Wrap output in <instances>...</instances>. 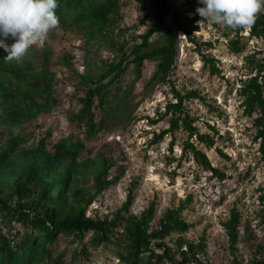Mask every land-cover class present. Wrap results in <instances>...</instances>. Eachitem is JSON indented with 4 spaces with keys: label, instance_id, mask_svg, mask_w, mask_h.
<instances>
[{
    "label": "rangeland",
    "instance_id": "1",
    "mask_svg": "<svg viewBox=\"0 0 264 264\" xmlns=\"http://www.w3.org/2000/svg\"><path fill=\"white\" fill-rule=\"evenodd\" d=\"M145 1L146 7L139 0H122L121 16L111 25L109 37H98L88 42L86 30L79 29L68 19L67 25L59 22V26L48 33L42 47L34 45L21 61L7 62L21 66L25 61H31L37 70L45 68L54 73L51 95L37 97L45 104L44 109L32 120L13 127V131L26 139L22 146L37 143L43 137L47 138L49 149L62 140L81 141L85 148L80 151L78 160L93 158L100 153L112 158L110 178H115V183L95 197L87 209L89 216H94L96 211L104 216L117 210L132 188L135 195L131 206L133 213L142 212L154 202L158 218L169 207H178L181 203L185 205L182 217L191 224L185 236L191 240L206 237V250L202 257L204 264H233L235 256L244 264H254V259L263 257L257 250L258 244L264 242V224L260 216L262 204L258 199L260 189L264 187V151L261 149V138H255L253 117L243 112L238 82L240 78L251 75L247 55L254 53L259 59L264 57V38L243 39L244 50L234 54L229 50L221 30L207 21L201 26L198 21H193L192 17L197 13L195 6L187 0H168L173 10L179 9L187 26L193 28L198 24L201 27L193 34L203 43V53L214 57L221 71L220 74L211 72L210 65L205 64L196 46L179 33L180 52L169 78L182 93L197 90L200 94V97L184 101L185 111L197 118L194 124L199 131L214 135L216 142L209 148L207 144L199 143L196 135L191 141L206 152L214 166L226 173L224 180L210 178L211 173L194 160L191 151H188L189 159L178 160L183 140L188 135L183 126L173 135L169 132L153 142L155 134L170 126L171 113L155 123L147 117L157 116V109L164 111L169 101L176 100L169 83L148 87L156 70L155 60L144 61L139 78L135 74V64L130 62L124 74L106 88L110 102L100 108L95 99V119L105 118L109 128L88 138L86 126L78 125L73 118L82 105L79 98L85 94V86L77 73L89 71L94 76L100 75L105 62L117 60L121 53L118 43L127 41L125 50L129 52L134 43L141 41V38L134 37L143 34L153 20L151 1ZM166 21H172L171 14L166 16ZM162 33L156 32L150 42L159 40ZM243 34L248 38V30ZM208 40L213 43L211 48L204 44ZM13 42L11 38L6 41L9 45ZM47 52L49 60L45 64ZM5 56L7 53L0 48V60H4ZM1 113L0 110V130L8 132ZM210 126H214L218 134ZM172 139L175 144L170 150ZM218 148L229 158L224 157ZM92 183L91 180L81 185ZM233 207L241 213L240 241L235 253L231 252L223 226ZM0 224L5 231L9 229L1 219ZM11 225L12 233L23 230L20 223ZM90 236L91 233H87L83 241L87 243ZM73 239L63 234L59 236L53 245L52 261H56L55 264H69L72 251L82 248V243ZM167 241L176 248L174 238H167ZM108 247L113 245L96 249L89 247L87 264H114ZM63 251L65 255L58 257Z\"/></svg>",
    "mask_w": 264,
    "mask_h": 264
},
{
    "label": "trees",
    "instance_id": "2",
    "mask_svg": "<svg viewBox=\"0 0 264 264\" xmlns=\"http://www.w3.org/2000/svg\"><path fill=\"white\" fill-rule=\"evenodd\" d=\"M150 1L153 20L143 34L134 37L141 38L140 42L134 43L129 52L125 50L127 41L118 43L117 48L121 53L117 60L105 62L100 75L94 76L89 71L77 73L85 86V94L79 98L82 105L73 118L78 125L86 126L88 138L109 128L105 118L95 119V99L100 108L110 102L106 88L124 74L130 62L135 64V74L139 78L144 61L155 60L156 70L148 87L169 83L176 100L169 101L164 111L157 109V116L147 117L155 123L171 113L170 126L155 134L153 142L169 132L173 135L183 126L188 135L183 140L178 160L189 159L188 151H191L194 160L211 173L210 178L224 180L226 173L214 166L206 152L191 141L196 135L198 142L207 144L209 148L216 142L214 135L201 133L194 124L197 118L185 111L184 101L200 97V94L197 90L182 93L169 78L180 52L179 33L196 46L205 64L210 65L211 72L220 74L221 71L215 64L216 59L203 53V43L193 34V31L200 30L198 24L193 28L187 26L179 9L173 10L168 0ZM187 1L196 7L194 10L204 7L200 0ZM139 2L146 7L145 0ZM57 4L59 22L65 26L70 19L71 24L86 30L88 42L98 37H109L111 25L119 20L120 8L123 6L122 0H57ZM168 14L172 15L170 23L166 21ZM192 19L195 22L202 20L198 13ZM213 25L222 31L229 50L234 54L240 53L245 48L243 39L264 38V10L257 14L255 23L247 29L248 38L243 34L246 31L243 28ZM156 32L163 33L159 40L152 43L150 38ZM204 44L210 48L213 46L210 40ZM48 60L47 52L45 64ZM246 60L251 65V75L239 79L241 105L244 114L253 117L255 138H261V149L264 151V57L259 59L253 53L247 55ZM106 78L109 80L104 81ZM53 82L54 73L45 68L37 70L31 61L19 66L0 60V110L4 115L2 122L8 129V132L0 130V219L9 228L5 231L0 224V264H55L56 261H52L55 251L53 245L61 234L72 236V241L79 240L83 245L81 249L72 251L69 264H87L89 247L96 249L109 244L113 245L108 250L113 255L114 264H204L202 257L206 250V237L191 240L185 236L191 224L182 217L185 208L183 203L178 207L167 208L158 218L154 202L142 212L133 213L131 206L135 195L131 188L117 210L104 216L96 211L94 216H89L87 209L95 197L115 183L116 179L110 178L112 158L100 153L93 158L78 160L80 151L85 148L81 141L62 140L49 149L47 138L43 137L37 143L22 146L26 139L15 134L13 127L32 120L44 109L45 104L37 97L50 96ZM210 127L218 134L214 126ZM174 144L175 140L172 139L170 150ZM218 150L229 158L221 148ZM91 180V185H81ZM260 191V216L264 224V187ZM240 219V211L233 207L230 217L223 222L232 253H235L240 241ZM11 223H20L23 230L12 233ZM87 233H91V236L85 243L83 240ZM167 238H174L175 249ZM257 252L262 253L263 257L254 259L253 263L264 264V242L258 244ZM65 253L63 251L58 257ZM233 264L244 263L235 256Z\"/></svg>",
    "mask_w": 264,
    "mask_h": 264
},
{
    "label": "clouds",
    "instance_id": "3",
    "mask_svg": "<svg viewBox=\"0 0 264 264\" xmlns=\"http://www.w3.org/2000/svg\"><path fill=\"white\" fill-rule=\"evenodd\" d=\"M196 12L209 24L224 28L250 29L264 0H200ZM57 0H0V48L5 62L21 61L28 50L43 46L48 33L59 26ZM201 21L198 23L200 24ZM11 38L12 44L6 43Z\"/></svg>",
    "mask_w": 264,
    "mask_h": 264
},
{
    "label": "built area",
    "instance_id": "4",
    "mask_svg": "<svg viewBox=\"0 0 264 264\" xmlns=\"http://www.w3.org/2000/svg\"><path fill=\"white\" fill-rule=\"evenodd\" d=\"M199 21H201V22H200V24H199V23H198V24L201 26V25H202L201 23L204 22L205 20H199ZM199 21H198V22H199ZM205 22H206V21H205Z\"/></svg>",
    "mask_w": 264,
    "mask_h": 264
}]
</instances>
